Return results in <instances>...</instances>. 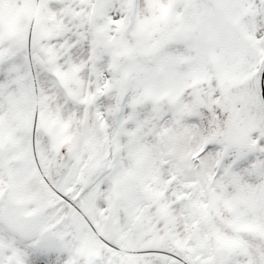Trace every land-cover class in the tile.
<instances>
[{
  "label": "snow or ice",
  "instance_id": "snow-or-ice-1",
  "mask_svg": "<svg viewBox=\"0 0 264 264\" xmlns=\"http://www.w3.org/2000/svg\"><path fill=\"white\" fill-rule=\"evenodd\" d=\"M0 264H264V0H0Z\"/></svg>",
  "mask_w": 264,
  "mask_h": 264
}]
</instances>
